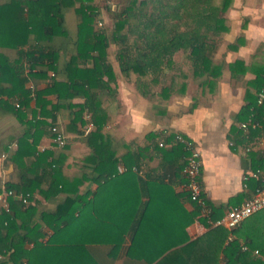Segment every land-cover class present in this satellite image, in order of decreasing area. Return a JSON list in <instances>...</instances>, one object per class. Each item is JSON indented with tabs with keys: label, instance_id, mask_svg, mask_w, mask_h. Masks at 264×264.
<instances>
[{
	"label": "trees",
	"instance_id": "obj_1",
	"mask_svg": "<svg viewBox=\"0 0 264 264\" xmlns=\"http://www.w3.org/2000/svg\"><path fill=\"white\" fill-rule=\"evenodd\" d=\"M231 2L232 0H122L115 8L110 4L104 6L112 19L111 25L106 27L99 24L103 12L93 0H5L0 3V31L9 33L10 36L14 33L25 35L24 39L17 41L18 44H24L30 35L38 43L35 50L28 52L33 63L30 70L37 67L35 73L25 74L21 65L9 66L5 59L1 62L12 73L16 82L8 88L0 85V94L16 96L19 105L17 116L26 125V133L18 140V149L23 143L28 144V138H32L31 151L33 154L37 152L34 147L46 124L50 128L56 126L63 132L56 124L57 113L62 110L67 112L69 118L68 130L84 135L82 142L90 149L82 159L90 169L82 167L66 174L62 172L61 159L57 153L67 147L68 143L65 142L63 146L55 144V148L35 154L34 168L39 173L30 174L31 170L24 167L18 171L16 182L5 185L6 190L27 194L28 199L33 201L23 205L14 196H7L8 208L2 207L0 211V253L11 250L13 264H22L20 257L28 242L36 247L42 245L32 236L33 233L41 237L44 235L40 230L32 228L37 221L54 231V237L48 241H55L59 233L70 227L75 228L86 220L83 213L94 208L99 202L98 197L107 192L109 187H121L130 181L129 178L135 179L141 187V176L132 170V166H136L138 170L136 156L126 152L117 155L114 148L119 145L111 141L110 134L104 127L106 118L99 94L102 89L108 88L109 80H114L111 69H103L109 43L115 44V58L126 67L125 74L136 76L135 85L142 95L152 93V87L162 82V79L166 83L159 87L160 96L168 97L177 81L178 88L183 93L188 77L203 92L208 90L211 93L225 66L224 61L215 63L213 56L219 40L228 31L224 13ZM44 41L50 44L44 47L46 51L42 45ZM235 43L228 45V48L236 49ZM62 49H66L70 55L61 64ZM178 51H182V63L188 64L186 72H173V55ZM88 60L91 65L80 66L81 61ZM164 67L171 70L170 76L164 72ZM227 67L232 78L239 79L248 71L254 74V78L244 81V104L237 113V123L231 126L228 135L234 144L246 143L256 136L257 130L264 129V103L257 104V93L264 87V63H256L254 59L246 63L243 59L236 58L227 63ZM48 70L54 72L49 77V84L34 90L24 87V83L33 75L45 81ZM48 95H54L56 101L49 99ZM75 97H82L83 101L74 102ZM33 98L37 100L36 109L29 106ZM30 109L33 115L38 111L41 118H28L27 110ZM85 112H90L94 126L83 134L80 127L85 122ZM250 114H253L252 120L258 122L260 128H252L250 125L247 130L240 128V122L247 121ZM49 135L53 137L54 132H49ZM166 137L167 140L174 138L173 134ZM175 142L177 144L174 149L184 156L186 152L182 143ZM258 162L264 164V157L257 153L256 158L254 152V170ZM118 163L124 164L126 169L119 172ZM46 178L47 183L43 182ZM88 179L98 183L91 199L78 192V186ZM247 185L254 191L262 183L259 178L250 177ZM117 193L120 196L110 210L111 215L101 216L97 221L107 229L113 228V237L104 241L121 244L128 234V253H133L142 236L145 205H138L139 196L135 203L129 204L127 197L124 200L123 189ZM35 194L43 196L47 203H53V209L50 212L46 210L47 203L42 204L41 200L35 198ZM128 205L131 208L125 212ZM260 212L263 214L260 216L264 218V209ZM193 217L194 214H191L187 222L192 221ZM257 220L259 214L257 217L255 213L248 223L256 226ZM14 230L20 231L18 239L9 237ZM231 231L239 236L241 230ZM228 232L225 227L217 226L199 238L188 241L185 236L163 247L150 246L147 247V252L137 256L147 262L157 260L155 264H222L219 258L221 253L226 264H261V259L252 254L256 244L250 240L252 237L249 238V234L243 236L242 241L239 236L228 240L224 245ZM204 242L211 244L204 248ZM241 243L246 245V250L241 249ZM258 250L264 252L262 247ZM30 258L32 259V251L28 263Z\"/></svg>",
	"mask_w": 264,
	"mask_h": 264
},
{
	"label": "crops",
	"instance_id": "obj_2",
	"mask_svg": "<svg viewBox=\"0 0 264 264\" xmlns=\"http://www.w3.org/2000/svg\"><path fill=\"white\" fill-rule=\"evenodd\" d=\"M3 1L5 0H0V3ZM224 15L228 21V31L219 40L213 61L215 63L224 61L225 66L211 93L208 90L203 92L201 87L188 77L183 93L180 92L177 81L174 90L168 97L163 98L160 96L159 87L166 82L162 79V82L152 87V93H148L147 96L142 95L135 85L136 76L125 74L126 67L115 58V44L109 43L103 69H111L114 80H109L108 88L102 89L99 94L106 118L104 127L110 134L111 141L119 145L114 148L117 155L126 152L136 156L138 170L136 166H132V170L141 176L143 181L141 187L133 178H129L130 181L121 187H109L107 192L98 197L99 202L94 208L83 213L86 220L75 228L70 227L65 232L59 233L55 241H48L54 237V231L37 221L32 228L40 230L44 235L41 237L33 233L32 236L42 245L36 247L32 242H28L20 260H27L26 264H155L157 260L147 262L137 254L147 252V247H163L185 236L188 241L199 238L207 234L211 228L217 227L211 225L207 217L197 213V205L194 202L188 201L184 190L185 177L181 171L184 158L174 149L177 140L173 137L167 140V135L174 136L179 133L198 147L201 161L199 180L202 196L207 206L211 208L210 220L221 217L229 208L240 204L254 192L247 185L249 178L244 179V176L254 170L252 164L254 152L256 158L257 153L264 157V129L260 128L261 126L257 127L260 130L256 131V136L246 143L234 144L228 136L231 126L237 123V113L244 104V81L254 78V74L248 71L239 79L232 78L227 63L236 58L243 59L246 63L252 59L256 60V63H264V0H232ZM25 37L17 33L10 36L9 33L0 31L1 86L12 87L16 82L12 73L1 64L3 59L9 66L21 65L25 74L35 73L37 70V67L30 70L33 63L28 52L35 50L38 43L33 35H30L24 44L17 43ZM233 43L237 44V48L229 49L228 45ZM47 44H49L47 41L42 44L44 51ZM69 55L66 49L60 51L61 64ZM181 55L182 51L173 55L174 73L187 70L185 65L177 62L180 61ZM89 65H91L90 60L80 62V66ZM50 72L53 71H47L48 78L45 81L33 75L24 83V87L34 90L49 84ZM164 72L169 74L171 70L164 67ZM47 97L56 101L54 95ZM73 101L82 102L83 98L75 97ZM15 102H18L16 96L9 93L0 94V211L3 207L2 201L7 200L8 196L5 185L16 182L18 171L24 167L31 170L30 174L39 173L40 171L34 168L35 154L56 147L52 135H49L51 128L46 124L34 147L37 152L33 154L31 151L32 138H28V144L23 143L18 149V140L26 133V125L17 116ZM36 102V98L30 100L31 109H36ZM31 109L27 110L28 118L33 116L41 118L38 111L33 115ZM56 124L63 130L68 143L66 148L58 150L57 153L61 159L62 172L66 174L82 167L86 170L90 169L86 166L88 164L85 165L82 161L90 149L82 142L84 135L68 130L69 118L66 111L57 113ZM160 141L163 142L161 146L158 145ZM247 147L250 150L247 151ZM118 165L124 164L118 163ZM257 169L258 178L264 185V164L258 162ZM47 181L48 178L43 180L45 183ZM97 188L98 183L88 179L78 186V192L91 199ZM122 189L124 200L127 197L129 204L135 203L139 196L138 205H145L144 223L141 226L142 236L133 253H128L130 245L128 234L121 244L104 241L113 237L111 235L113 228L107 229L97 221L101 216L111 215L110 210L114 208L120 196L117 192ZM35 198L41 200L42 204L47 203L41 195L35 194ZM32 201L28 199L27 205ZM46 205V210L49 212L54 207L53 203ZM128 208L131 207L126 206L125 212ZM261 210L256 212L257 217L259 214L256 226L248 223L254 213L235 228L241 230L240 241L243 236L249 234L248 237H252L250 240L256 244L254 249L257 250L261 247L264 249V230H261L264 228V218L260 216L263 215ZM191 214H194L193 220L187 222ZM19 233L20 231L14 230L9 237L18 239ZM230 234L231 239L239 237L232 231L228 232L227 237ZM226 239L224 245L227 243ZM206 243L204 242L206 246L202 245V247L207 248L211 244V242ZM31 251L32 259L30 258L28 263ZM10 253L11 250L0 253V264H13ZM252 254L260 258L261 264H264V252L258 250L257 254L254 252ZM219 258L222 264H226L221 253Z\"/></svg>",
	"mask_w": 264,
	"mask_h": 264
},
{
	"label": "built area",
	"instance_id": "obj_3",
	"mask_svg": "<svg viewBox=\"0 0 264 264\" xmlns=\"http://www.w3.org/2000/svg\"><path fill=\"white\" fill-rule=\"evenodd\" d=\"M101 25V22H99ZM54 75L53 72L49 73V77ZM264 103V87L257 93V104L261 105ZM15 106L18 107V102H15ZM253 114H250L249 118L245 122H240V128L247 130L250 125L252 128H256L259 126V123L255 120H252ZM85 120L84 124L81 126V130L83 134L89 132L93 126V120L90 112H85L83 115ZM51 131L54 132V136L52 140L54 144L58 146H63L66 142V138L63 132H61L56 126L51 127ZM175 140L182 143L183 148L185 150V154L183 156L184 163L182 166V173L185 177L184 190L187 194V199L190 202H194L197 205V213L202 214L207 217L209 223L214 226H223L227 230L231 231L235 229L241 221L249 217L250 215L258 212L259 210L264 208V185L257 187L254 192L246 199H244L240 204L235 205L229 208L221 217L210 220L211 209L207 206L204 197L202 196V187L200 184L199 176L201 169V161H200V153L198 147L190 141L185 139L181 134L176 133L174 135ZM158 145H163V142L160 141ZM246 150H250L249 147ZM126 168L124 165H118V171L122 172ZM259 170H253L248 175L244 176V179H248L250 177L258 178ZM7 195H12L17 197L18 200L21 201L22 204L27 205L28 203V195L15 193L12 190L6 191ZM2 205L5 209L8 208L7 201H2ZM231 239V234L227 237L226 242ZM242 250H246V245H241ZM254 253H258L257 249L253 250ZM23 264H26V261H23Z\"/></svg>",
	"mask_w": 264,
	"mask_h": 264
},
{
	"label": "rangeland",
	"instance_id": "obj_4",
	"mask_svg": "<svg viewBox=\"0 0 264 264\" xmlns=\"http://www.w3.org/2000/svg\"><path fill=\"white\" fill-rule=\"evenodd\" d=\"M120 1H122V0H93L94 4H95V5H98V6L100 7V9H101V12H103V13H102V17H101V19H99V21L101 22V26H102V27H103V26L106 27V26H108V25H111V22H112V19H111V17H110V14H109L108 12H106L104 6H105L106 4H110L112 8H115V7L117 6V4H119ZM182 61H184V60H183L182 55H181V59H180V61H177V62H178L179 64L184 65V64L182 63ZM184 63H185V66L188 67V66H187L188 64H187L186 62H184ZM170 74H171V73H169L168 76H170ZM168 76H167V78H166L167 80L169 79Z\"/></svg>",
	"mask_w": 264,
	"mask_h": 264
}]
</instances>
